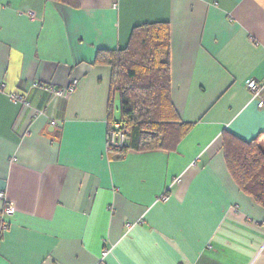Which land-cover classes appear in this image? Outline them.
I'll return each instance as SVG.
<instances>
[{"label":"crops","instance_id":"crops-1","mask_svg":"<svg viewBox=\"0 0 264 264\" xmlns=\"http://www.w3.org/2000/svg\"><path fill=\"white\" fill-rule=\"evenodd\" d=\"M144 22L169 24L170 98L190 128L115 159L111 67L95 59ZM251 78L264 82V0H0V264H98L104 250L105 264H264V206L224 157L231 137L264 149Z\"/></svg>","mask_w":264,"mask_h":264},{"label":"trees","instance_id":"trees-1","mask_svg":"<svg viewBox=\"0 0 264 264\" xmlns=\"http://www.w3.org/2000/svg\"><path fill=\"white\" fill-rule=\"evenodd\" d=\"M59 1L77 4V0ZM169 42L167 22H144L132 28L123 48L97 53L95 63L111 67L108 134L117 122L127 138L119 148L108 143L110 157L120 159L130 149L170 148L189 130L190 125L179 122L170 98ZM114 96L118 120L112 116ZM259 138L247 142L231 137L224 157L239 189L264 206V149Z\"/></svg>","mask_w":264,"mask_h":264},{"label":"built area","instance_id":"built-area-1","mask_svg":"<svg viewBox=\"0 0 264 264\" xmlns=\"http://www.w3.org/2000/svg\"><path fill=\"white\" fill-rule=\"evenodd\" d=\"M77 85V80L72 79L69 81L68 85L61 89H52V92L56 97L66 98L74 90ZM3 86V85H2ZM245 87L249 92L251 99L257 101L260 107H264V82H259L256 79H247L245 81ZM23 96V95H22ZM22 96H11V99L15 102H23ZM53 124L55 122H52ZM119 123L114 124V130L109 135V144L112 147L119 148L123 146L127 140L126 136L122 131L119 130ZM15 208L12 205L6 206L2 210L3 215H13ZM128 228L131 227L130 224L127 225ZM5 229V226L2 227V230ZM108 250H104L98 264H105L104 258L106 257Z\"/></svg>","mask_w":264,"mask_h":264},{"label":"rangeland","instance_id":"rangeland-1","mask_svg":"<svg viewBox=\"0 0 264 264\" xmlns=\"http://www.w3.org/2000/svg\"><path fill=\"white\" fill-rule=\"evenodd\" d=\"M115 108H114V116L116 117V118H118L119 117V111H118V100L117 99H115ZM117 105V106H116Z\"/></svg>","mask_w":264,"mask_h":264}]
</instances>
